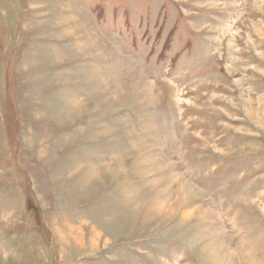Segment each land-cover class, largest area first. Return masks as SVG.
Here are the masks:
<instances>
[{
	"label": "rangeland",
	"instance_id": "rangeland-1",
	"mask_svg": "<svg viewBox=\"0 0 264 264\" xmlns=\"http://www.w3.org/2000/svg\"><path fill=\"white\" fill-rule=\"evenodd\" d=\"M0 264H264V0H0Z\"/></svg>",
	"mask_w": 264,
	"mask_h": 264
}]
</instances>
